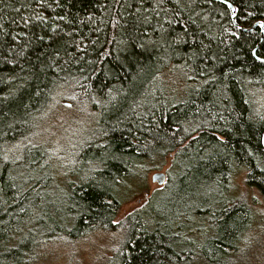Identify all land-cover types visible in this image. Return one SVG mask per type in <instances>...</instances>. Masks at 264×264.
<instances>
[{
	"label": "trees",
	"instance_id": "16d2710c",
	"mask_svg": "<svg viewBox=\"0 0 264 264\" xmlns=\"http://www.w3.org/2000/svg\"><path fill=\"white\" fill-rule=\"evenodd\" d=\"M223 1L239 27L218 0H0V264L99 232L120 234L105 264L239 254L251 211L237 176L264 195V0ZM62 101L94 119L74 170L41 140ZM169 158L172 207L118 221L127 180Z\"/></svg>",
	"mask_w": 264,
	"mask_h": 264
},
{
	"label": "rangeland",
	"instance_id": "374dc122",
	"mask_svg": "<svg viewBox=\"0 0 264 264\" xmlns=\"http://www.w3.org/2000/svg\"><path fill=\"white\" fill-rule=\"evenodd\" d=\"M169 86L173 92L180 96H185L189 85L184 82L183 77L178 73L169 75ZM56 105V104H55ZM71 105L62 101L49 112L42 128L41 140L52 143L55 153L60 154L69 167L76 169L72 158L78 150L83 147L82 139L85 133L93 128L94 119L88 114L73 110ZM35 140V139H34ZM172 158H169L162 170H150L152 165L144 163L143 166L136 169L138 174L132 179H128L126 185L119 191V197L124 202L122 210L118 216V221L124 219L129 214L144 208L147 213L154 214L164 207L171 208L176 202L173 190H164L170 183V175L174 179L178 178V169H173ZM135 172V173H136ZM156 173H164L166 182L163 185L153 183L152 178ZM234 196L245 195L250 205L249 224L241 234V240L238 243L239 254L229 258L228 264H264V195L254 186L246 184V172L237 176L234 182ZM200 219V218H199ZM205 221V219H203ZM194 221L188 228L195 229L205 225L204 221ZM251 222V223H250ZM210 231L203 235L195 231L196 238L211 239L215 236ZM87 238L80 239L74 243H55L46 251L38 264H105L111 257V252L120 239V234L115 233H94ZM191 232H189V235ZM192 235V238L194 237ZM201 241L202 244L205 240Z\"/></svg>",
	"mask_w": 264,
	"mask_h": 264
},
{
	"label": "water",
	"instance_id": "95a60500",
	"mask_svg": "<svg viewBox=\"0 0 264 264\" xmlns=\"http://www.w3.org/2000/svg\"><path fill=\"white\" fill-rule=\"evenodd\" d=\"M219 1L224 3L230 9V12H231V15H232V19H233L235 25L238 27V24L236 22L237 13H236V10H235L234 6L231 3L227 2V1H223V0H219ZM256 26H261L262 27L261 24H257ZM152 181H153V183H158L159 185H163L166 182V175L164 173H156L153 176Z\"/></svg>",
	"mask_w": 264,
	"mask_h": 264
},
{
	"label": "bare ground",
	"instance_id": "6f19581e",
	"mask_svg": "<svg viewBox=\"0 0 264 264\" xmlns=\"http://www.w3.org/2000/svg\"><path fill=\"white\" fill-rule=\"evenodd\" d=\"M218 1H219V0H218ZM219 2H220V1H219ZM234 8H235V7H234ZM229 10H230V9H229ZM231 16H232V15H231ZM257 24H261V23H257ZM257 24H256V25H257ZM256 25H255V26H256ZM261 25H262V24H261ZM255 26H254V27H255ZM238 27H239V26H238ZM254 27H253L252 29H250L249 31L253 30ZM256 27H257V26H256ZM256 27H255V28H256ZM259 27H261V26H259ZM261 28H262V30H263V26H262ZM243 30H244V29H243ZM244 31H245V30H244ZM246 31H248V30H246ZM154 175H155V174H154ZM154 175H153V176H154ZM152 179H153V178H152Z\"/></svg>",
	"mask_w": 264,
	"mask_h": 264
},
{
	"label": "flooded vegetation",
	"instance_id": "af4514ba",
	"mask_svg": "<svg viewBox=\"0 0 264 264\" xmlns=\"http://www.w3.org/2000/svg\"><path fill=\"white\" fill-rule=\"evenodd\" d=\"M213 234L216 235V232H214ZM214 237H215V236H214ZM211 239H212V238H211ZM208 240H210V239H206V240H205V243H206ZM205 243H204V244H205Z\"/></svg>",
	"mask_w": 264,
	"mask_h": 264
}]
</instances>
